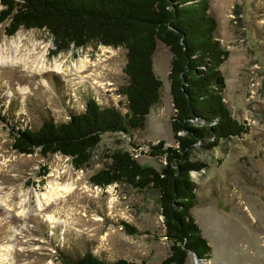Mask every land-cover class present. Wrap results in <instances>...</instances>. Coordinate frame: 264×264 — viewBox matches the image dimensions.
Returning <instances> with one entry per match:
<instances>
[{"label": "rangeland", "instance_id": "1", "mask_svg": "<svg viewBox=\"0 0 264 264\" xmlns=\"http://www.w3.org/2000/svg\"><path fill=\"white\" fill-rule=\"evenodd\" d=\"M208 2L217 22L215 38L228 52L220 67L224 102L249 132L193 152L205 168L191 173L198 199L191 213L211 248L207 264H264V0ZM5 27L0 25V56L12 55L14 39L20 43L18 58L29 51L43 55L46 70L33 73L20 63H0V264H72L87 252L106 262L160 264L170 243L157 194L123 182L102 189L89 179L109 166L112 152H130L139 164L159 169L164 160L149 156L148 146L159 141L175 146L169 51L159 43L153 56L162 88L144 129L132 138L104 134L88 164L77 170L61 155L15 153L10 130L66 122L89 98L107 106L120 103L126 112L118 94L126 85L125 50L91 43L52 55L54 43L46 31L21 29L8 37ZM64 188L72 192L64 196ZM121 222L136 234L128 235ZM186 264H194L191 255Z\"/></svg>", "mask_w": 264, "mask_h": 264}, {"label": "trees", "instance_id": "2", "mask_svg": "<svg viewBox=\"0 0 264 264\" xmlns=\"http://www.w3.org/2000/svg\"><path fill=\"white\" fill-rule=\"evenodd\" d=\"M0 5V25L6 23V36L21 29L46 31L54 43L52 55L91 43L126 52L122 69L126 85L118 90L126 112L120 103L107 106L89 98L84 110L70 114L66 122L49 120L36 130H10L15 153L38 152L43 158L61 155L77 170L88 164L104 134L132 138L144 129L162 88L154 73L153 56L159 43L167 48L175 146H166L164 141L148 146L149 156L164 160L159 169L139 164L130 152H112L109 166L89 181L102 189L123 182L136 191L155 192L164 237L170 243L160 264H186L190 255L199 264H207L211 248L191 213L198 204L191 173L200 172L205 164L193 158V152L212 150L249 132L224 102L220 67L228 52L215 38L217 22L208 0H0ZM120 224L128 235L136 234L128 223ZM72 264L137 263L126 259L106 262L87 252Z\"/></svg>", "mask_w": 264, "mask_h": 264}, {"label": "bare ground", "instance_id": "3", "mask_svg": "<svg viewBox=\"0 0 264 264\" xmlns=\"http://www.w3.org/2000/svg\"><path fill=\"white\" fill-rule=\"evenodd\" d=\"M11 45H12V52H11L12 55L10 57H7L6 55L4 57L0 56L1 65H10V64L20 63L23 68L26 67L27 69H29L33 73H41L42 71L46 70V66L43 63V55L39 56V57H35V55L31 54V52L29 51V53H28V55L26 57L20 56L18 58L16 55H17V53H18V51L20 49V43L19 42H15V40L13 39L11 41ZM60 69L61 68H60L59 65H56V64L54 65V68H53L54 71L58 72ZM63 190H64L63 191L64 194H62V195H64V196H66L65 194H69L70 192H72V189H70V188H64ZM54 195L60 196V194H59V192H57V190L54 191ZM21 214L24 215L23 210H22Z\"/></svg>", "mask_w": 264, "mask_h": 264}, {"label": "water", "instance_id": "4", "mask_svg": "<svg viewBox=\"0 0 264 264\" xmlns=\"http://www.w3.org/2000/svg\"><path fill=\"white\" fill-rule=\"evenodd\" d=\"M192 257L194 259V264H199V260L195 256H192Z\"/></svg>", "mask_w": 264, "mask_h": 264}]
</instances>
